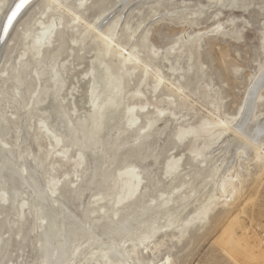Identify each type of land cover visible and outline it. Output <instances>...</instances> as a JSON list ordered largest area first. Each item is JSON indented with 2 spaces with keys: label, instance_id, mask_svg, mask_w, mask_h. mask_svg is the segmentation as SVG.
<instances>
[{
  "label": "rangeland",
  "instance_id": "rangeland-1",
  "mask_svg": "<svg viewBox=\"0 0 264 264\" xmlns=\"http://www.w3.org/2000/svg\"><path fill=\"white\" fill-rule=\"evenodd\" d=\"M129 1L135 6H126L128 4L126 0H88L85 4L87 11L84 19L92 21L99 10L113 9L112 11H116L114 15L123 12L122 24L128 21L130 27H135L141 23L142 34L144 31L146 36L141 42L139 39L141 33L131 41L128 39L129 31L122 27L119 29L118 35L124 37L125 42L129 41L125 49L129 50L133 43L142 45L141 43L144 42L146 47L137 46L139 54L136 56L148 62L149 73L158 69L170 79L175 78V81L183 87L187 98L185 99L183 94L168 97L166 96L168 90L164 87L153 91L154 79L147 76L142 82L138 79L140 70H135L130 78V85L124 93L123 108L121 107L123 112L117 115L118 123L121 120L118 127L125 128L128 118V114L124 112L126 106L137 107L146 104V108L153 110L157 117L153 122L156 134L149 145L143 146L144 150L131 156L126 164L132 163L145 168L151 163V158L141 161L139 157L151 153L148 151V146H151L152 154L164 153L159 159L162 166L167 157L180 156L184 172H189V177H192L190 182L193 185L197 184L204 173L209 172L212 175L217 172L216 169L224 158V154L219 153V149L225 142L226 135L224 134L215 143L209 142L207 148L202 149L197 157H193L187 150L191 147L189 146L191 142L179 143L171 138L169 133L178 128L201 126L204 116L207 115L203 106H207L209 101L217 103L221 118H238L248 92L264 72V0ZM46 6L48 5L44 0L33 4L25 16L16 23L13 33L8 35L7 32L5 40L3 39L5 45L0 58V127H3L0 128V153L4 147L11 150L14 165L22 172L27 167L34 168L37 180L44 186L47 195L54 199L57 197V189L63 187L62 184L70 187L71 191H75L81 185L88 173L89 157L85 152L84 156H81L80 149L72 145V130L67 135L54 128L49 111L45 107L50 101L61 102L68 116L70 129L75 127L78 120H86L92 116L94 107L90 100L95 90L89 72L91 64L97 59L98 47L95 41L86 37L80 50L76 48L71 56H68L66 46H60L57 52L54 51L61 40L58 36L61 29L58 26V30L54 31L50 40V46L45 45L36 55L33 49L35 44L33 37L40 30L37 21L51 23L52 18L49 17L52 14L63 13V19L59 21L56 18L54 22L57 25L64 24L69 17H72V12L70 13L69 10L75 11L77 1L68 0L63 3L65 12L63 10L58 12ZM72 34L74 31L65 29L61 35L68 41ZM149 46L153 47L154 52ZM44 50H46L44 55L46 58L41 63L40 54ZM52 55H55V59L50 63L49 59ZM107 60L117 63L116 58L110 57ZM130 66L131 64L127 63V67ZM22 68L26 70L28 77L22 86L24 103L19 101L17 93ZM170 68L174 69V76L170 75ZM36 73L42 75L37 76ZM54 78H59L63 83L59 92H55V89L54 92H50ZM138 86L142 94L131 97ZM39 89H42V100L35 106L32 101L36 98ZM35 91L36 93L33 94ZM259 95L261 98L257 99L254 114L262 120L264 89L259 90L256 96ZM171 113L174 116L171 117ZM139 116L140 121L137 125L145 124L144 116L141 113ZM131 129L126 133L128 142L125 144V151L127 145L135 142L133 141L135 133ZM49 130L54 131V134L49 133ZM160 131H163L161 135L158 134ZM115 132L116 130L110 134L106 146L112 141ZM57 135L60 137L59 142L53 137ZM76 135L74 138L82 136L79 133ZM66 136L70 139H66ZM202 139L207 141L208 138H201L195 142V146H199L197 144L202 142ZM261 142L264 144V136ZM167 148L173 149L167 152ZM111 156L112 150L106 155V159ZM201 160L204 161L203 164ZM122 166L115 165L114 173L117 174L116 170ZM162 166L153 169L155 178L146 194V200L156 197L159 189L167 190L170 178L166 179V175H162ZM196 166H199L200 170L196 169ZM193 169L197 170V173L192 172ZM248 171V175L244 177V189L231 205L216 204L205 218L185 224L179 221L181 216L195 207L201 198L199 196L195 201H188L181 213L175 214L172 218L174 226L158 232L151 240L152 244H159L158 250L151 254L149 250L143 251L141 245H137L134 249L128 243L125 246L128 250L126 261L130 264L151 261L158 263L170 257L172 264H253L246 258L228 252L216 241L219 230L244 204H247L245 213L242 214L244 224L249 226L252 232L258 233L259 237L264 236V165L250 162ZM6 184L8 182L4 180L0 187L7 189ZM123 184L124 181H120L119 187ZM125 189L119 188L116 194L105 197L100 203H94L101 198L94 195L97 193L95 188L91 187L86 192L78 189L77 196L80 198L77 202L82 207H79L78 211L73 207L71 210L78 214L82 222L91 225L94 219L103 215L100 211L89 214L92 208L97 209L104 205L111 212L122 208L128 202L123 199L120 204H115L118 202V195L123 198ZM204 189L202 192L206 194L207 189ZM24 198L28 199L26 204L23 202L26 200ZM16 203L15 206H11L6 195L0 192V238L6 242L5 249L0 255V264H39L40 222L36 220L30 190L23 187ZM145 228L143 226L141 233ZM103 240L105 241L104 238ZM152 244L148 246L152 247ZM83 261L82 258L79 260V262ZM84 263L104 264L98 257H92Z\"/></svg>",
  "mask_w": 264,
  "mask_h": 264
},
{
  "label": "bare ground",
  "instance_id": "bare-ground-1",
  "mask_svg": "<svg viewBox=\"0 0 264 264\" xmlns=\"http://www.w3.org/2000/svg\"><path fill=\"white\" fill-rule=\"evenodd\" d=\"M15 1L0 0V58L5 45L3 43L5 36L13 33L16 23L39 0H24L22 9L7 29L9 33L4 35L3 24ZM44 1L48 5L46 6L47 8L65 12L66 8L63 7V3L68 0ZM76 1L77 7H75V11L69 10L70 13L72 12V17H69L64 24L59 22L60 25H57L54 22L56 18L61 21L64 16L63 13L52 14L49 17V19L52 18L51 23L48 21H37L40 30L33 37L35 41L33 49L35 54L38 55L42 47L45 45L50 46V40L53 38L54 31L58 30V26L61 29L58 35L61 40L58 48L55 47L54 51L57 52L60 46H66L65 50L68 56H71L76 51V48L80 50L79 48H81L86 37L95 41L98 47L96 50L97 59L91 64L89 72L92 75L91 81L95 90L90 100L94 107L92 116L86 120H78L75 127L70 129L67 122L68 116L61 102L50 101L45 107L49 111L51 121L57 131L69 134L72 130V141L70 140L72 145L80 149L81 156H84L85 152L86 156L89 157L88 173L75 191H71L70 187L62 184L61 186L63 187L57 189V197L51 199L47 195L44 186L37 180L35 169L27 167L23 172L18 170L14 165L12 151L4 147L0 153V184L4 180L8 184L5 186L7 189L0 187V192L6 195L7 201L13 206L23 187L30 190L33 197L32 206L36 220L40 222L39 250L41 252V261L39 264H77L81 258L84 261L78 264H85L84 262L92 257L100 258L104 264H130L126 261L128 250L125 246L128 243L134 249L137 245H141L143 251L148 252L149 250L152 254L153 251L158 250L159 244H152L151 240L158 232L174 226L175 223L172 218L175 214L181 213L188 201H195L199 196L201 198L195 207L181 216L179 221L185 224L205 218L216 204L231 205L244 189V177L248 175L249 163L256 162L257 165H264V144L261 142V138L264 136V119L260 120L254 114L257 99L261 98L260 95L256 96V94L260 89H264V72L248 92V97L243 108L240 109L237 119L233 117V119L221 118L217 103L209 101L206 104L208 107L203 106L207 115L204 116L201 126H192L186 129L178 128L169 133V136L176 139L179 143L191 142L189 144L191 147L187 150L193 157H197L202 149L207 148L210 144L209 142L215 143L225 134V142L219 149V153L224 154V158L217 167L215 174L204 173L200 181L193 185L190 182L192 177H189V172H184L180 156L167 157L162 166L159 159L164 153L152 154L151 146H148V151L151 153L139 157L141 161L151 158V163L145 168L132 163L126 164L131 156L141 153L144 150L143 146L149 145L156 134L153 122L157 120V117L153 110L146 108V104H141L137 107L135 105L126 106L124 112L128 114V118L126 119L125 128L118 127L119 123L121 124V120L119 119L118 123L117 115L123 112L124 93L130 85V78L135 73V70H140L138 79L142 82L146 80L147 76L154 79L153 91L160 87L166 88L168 90L166 96L168 97L178 94L184 95V89L175 81V78L170 79L168 75L158 69L149 73L150 65L148 62L136 56V54H139L137 46L146 47L143 44L144 42L141 43L142 45L133 43L129 50L125 49L129 41L125 42V38L118 35L119 29L122 27L129 31L128 39H131V41L135 40L136 35L141 33L142 36H139L141 42L146 38L144 31L142 34L141 23H138L135 27H130L128 21H124L122 24L121 17L123 12L120 14H117V12V15H114L116 11H112L113 9L106 11L101 9L94 16V20L89 21L84 19L87 11L85 4L88 0ZM126 1H128L126 6L131 7L133 3L129 0ZM123 4L121 5L123 6ZM120 8L122 9V7ZM65 29H70L71 32L74 31L68 41L64 40L61 35ZM150 50L153 51L152 46ZM54 51L52 52L53 54ZM45 52L46 50L40 54L41 63L46 58V56L44 57ZM110 57L116 58L117 63L107 60ZM54 59L55 55L50 56L49 62L51 63ZM127 63L131 64V66L127 67ZM22 64H26V62H22ZM170 71V75L174 76V69L170 68ZM20 73L22 75L20 76L21 81L17 86V93L19 101L24 103L25 96L22 93V86L26 82L27 72L22 68ZM41 73L43 74L44 72ZM42 74L36 73L37 76ZM62 85L63 83L59 78H54L50 92H54L53 89H55V92H59ZM35 93L36 91L33 94ZM41 94L42 89H39L35 95L36 98L32 101L33 105L36 106L42 100ZM139 94H142V92L138 86L135 93L131 94V97ZM184 97L186 99L187 95H184ZM139 113L144 116L145 124L137 125L140 121ZM170 116L172 117L174 114L171 113ZM0 128L2 129L3 127L1 126ZM127 128H132L131 130L135 133L133 140L135 142L127 145V151H125L124 147L128 142L126 133L129 129ZM114 130L116 132L112 141L106 146V142ZM48 132L52 135L54 134V131L49 130ZM77 133L83 137L74 138ZM162 133L163 131H160L158 134L161 135ZM53 137L56 142L60 141L58 135ZM204 137L208 138L207 141L202 139V142L197 144L199 146H195V142ZM66 139H70V137L66 136ZM172 149L167 148L166 151L169 152ZM111 150L112 156L107 160L106 155ZM203 162L201 160L202 164ZM120 164L123 166L118 168L116 170L117 174H115L113 167ZM159 166L163 168L162 175H166V179L170 178V182L167 183V190L159 189L156 197H150L149 200H146V194L155 178L153 169L156 170ZM196 169L200 170V167L196 166ZM192 172L197 173V170L193 169ZM122 177L124 179H121ZM120 181H124L121 187H119ZM204 183L205 185H203ZM198 184L199 187H197ZM91 187L97 191L94 195L101 197L94 203H100L104 201L105 197L113 196L119 188L121 190L126 188L124 190L125 195L123 198L118 195V202H115V204H120L123 199L128 200V202L122 208L114 209L111 212L104 205L99 206L97 209L92 208L89 214L100 211L103 215L98 219H94L91 225L85 224L80 220L77 213L72 212L71 208H75V211L80 210V204L77 202L80 198L77 196L78 189L86 192ZM204 188L207 189L206 194L202 192L205 190ZM51 193L53 194V192ZM27 201L28 199L23 202L26 204ZM111 203L112 197L110 199ZM16 205L18 204L16 203ZM246 205L244 204L223 225L219 230L216 241L232 254L246 258L253 264H264V236L262 238L259 237L258 233L252 232L250 227L244 224L242 214L245 213ZM155 218L156 220H154ZM148 225L150 226L145 228ZM143 226L145 230L141 233ZM130 235L132 237H129ZM150 244H152V247L148 246ZM5 246L6 242L0 238V255ZM92 252L94 253L92 254ZM140 264H172V262L170 257H166L162 262L154 263L151 261Z\"/></svg>",
  "mask_w": 264,
  "mask_h": 264
},
{
  "label": "water",
  "instance_id": "water-1",
  "mask_svg": "<svg viewBox=\"0 0 264 264\" xmlns=\"http://www.w3.org/2000/svg\"><path fill=\"white\" fill-rule=\"evenodd\" d=\"M24 0H16L13 7L9 11L4 24H3V34L5 35L7 33V29L9 28L10 24L18 14V12L22 9L23 7Z\"/></svg>",
  "mask_w": 264,
  "mask_h": 264
}]
</instances>
